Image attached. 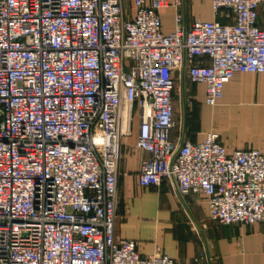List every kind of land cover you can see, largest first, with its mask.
Instances as JSON below:
<instances>
[{"label":"built area","instance_id":"obj_1","mask_svg":"<svg viewBox=\"0 0 264 264\" xmlns=\"http://www.w3.org/2000/svg\"><path fill=\"white\" fill-rule=\"evenodd\" d=\"M182 3L0 0V264H180L142 258L115 235L121 139L134 121L148 156L140 187L172 177L182 197L205 199L210 221L264 225V153L228 152L209 132L171 163L170 139L184 54L210 107L236 74H264V0H211L216 20L185 35ZM169 7L175 29L164 34Z\"/></svg>","mask_w":264,"mask_h":264},{"label":"crops","instance_id":"obj_2","mask_svg":"<svg viewBox=\"0 0 264 264\" xmlns=\"http://www.w3.org/2000/svg\"><path fill=\"white\" fill-rule=\"evenodd\" d=\"M181 14L186 30L195 21L216 20L211 0H183ZM159 15L161 32L172 33L175 11L169 7ZM217 21L226 23L221 18ZM257 24L264 29V6L258 9ZM204 99V85L191 84L185 74V131L182 113L181 122L170 133L171 141L178 146L182 138L202 143L207 133L214 132L228 152L264 153V74H236L224 84L222 98L214 107L205 105ZM137 135L134 121L130 135L121 139L116 237L133 242L142 258L159 253L180 264H193L196 258L199 264H264V225L212 222L205 199L182 197L186 208L172 180H164L160 186H139L138 173L148 156L136 148Z\"/></svg>","mask_w":264,"mask_h":264},{"label":"water","instance_id":"obj_3","mask_svg":"<svg viewBox=\"0 0 264 264\" xmlns=\"http://www.w3.org/2000/svg\"><path fill=\"white\" fill-rule=\"evenodd\" d=\"M186 33V27L183 26V34L185 35ZM185 74H186V60H185V54H184V57H183V63H182V69H181V88H182V113H183V133L185 131V120H186V100H185ZM184 144V138H182L181 140V143L179 144L178 146V149L176 151V153L173 155V158L171 160V163L173 162L176 154L178 153V151L182 148ZM171 180L175 183V186H176V189L178 191V188H177V185H176V182L175 180L171 177ZM179 193V191H178ZM180 195V193H179ZM181 197V200H182V203L184 204V206L186 207L183 199H182V196L180 195ZM187 208V207H186ZM199 230V228H198ZM199 232L201 233V231L199 230Z\"/></svg>","mask_w":264,"mask_h":264},{"label":"rangeland","instance_id":"obj_4","mask_svg":"<svg viewBox=\"0 0 264 264\" xmlns=\"http://www.w3.org/2000/svg\"><path fill=\"white\" fill-rule=\"evenodd\" d=\"M181 80H177L175 86V113H174V121L175 125H179L182 118V99H181Z\"/></svg>","mask_w":264,"mask_h":264}]
</instances>
